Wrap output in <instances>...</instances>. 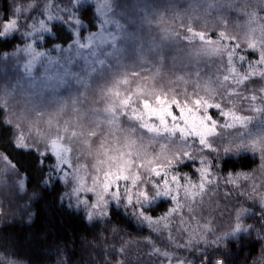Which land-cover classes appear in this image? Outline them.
I'll return each mask as SVG.
<instances>
[{
    "label": "snow or ice",
    "instance_id": "snow-or-ice-1",
    "mask_svg": "<svg viewBox=\"0 0 264 264\" xmlns=\"http://www.w3.org/2000/svg\"><path fill=\"white\" fill-rule=\"evenodd\" d=\"M101 6V0H48L46 14L39 0H27L26 11L21 5L0 9V63L8 59V51L2 49L13 40L16 49L30 40L28 49L36 52V60L26 64L22 74L34 80L43 70L38 82L52 89L64 84L81 63L119 44L121 37L112 39L111 22L102 19ZM34 16H39V27L29 29ZM89 16L96 23L85 30L91 34L86 37L82 30ZM58 25L70 32V38L44 46ZM215 35L208 33L210 39ZM247 56L260 59L251 49ZM246 58L241 56V63ZM260 79L246 76L241 86ZM260 97L264 86L258 94L253 87L244 96L253 102L248 109L253 115L235 108L228 111L223 101L204 105L203 131L188 126L178 101L168 104L141 125L164 146L177 141L183 146L167 166L151 167L146 178L139 172L135 177L106 174L102 184L91 186L73 172L55 144L30 143L31 133L26 137L9 118H0V128L10 132L12 148L31 161L24 168L0 149V264H18L13 259L18 245L59 244L61 234L67 237L69 221L91 231L92 240L65 251L57 264H73L78 254L82 260L87 256L85 264H230L233 249L238 254L244 247L250 249L244 264L249 259L251 264H264V127L249 131L257 118L264 125V102L255 104ZM250 237L249 244L240 243ZM256 244L260 248L253 258Z\"/></svg>",
    "mask_w": 264,
    "mask_h": 264
},
{
    "label": "rangeland",
    "instance_id": "rangeland-1",
    "mask_svg": "<svg viewBox=\"0 0 264 264\" xmlns=\"http://www.w3.org/2000/svg\"><path fill=\"white\" fill-rule=\"evenodd\" d=\"M156 1L147 0L150 7L157 9ZM238 1L240 0H201L200 3H206V14H210L213 10L222 12V9H227L226 12L229 11L230 13L237 10V14L247 13L242 7L237 8L234 6ZM253 2L255 3V0ZM257 2L264 9V0H258ZM47 3L48 0L43 1L41 10L46 12ZM101 5L102 19L106 18L107 21L111 22L110 34L112 39L121 37L119 44L105 48L102 55L91 57L86 65L81 63L64 84L52 89L45 83L38 82L42 81L44 77L43 70L35 74L34 80H29L25 74H22L24 66L36 60V52H29L28 49L31 41L25 40L19 49L8 53L6 62L10 67L4 69L6 74L8 73L9 80L8 83L0 86V105L5 108L6 117L22 132H25L23 133L24 136L32 132L37 134L41 125H49V127L52 126L56 129V134L49 137L38 133L37 141L55 144L57 149L64 153L66 162L72 165L73 172L81 178H87L90 186L96 182L102 184L106 174L114 176L123 172L130 177H135L139 172L141 176L146 178L151 167L167 166L169 160L183 147L179 141L172 144L175 150L172 145L166 147L163 140L158 141L149 132V138H145L144 141L143 138L136 140L129 126H120L121 115H125L129 121L136 122L141 127L142 123L148 121L149 115L159 113L165 110L168 104L176 102L158 98L153 103L143 101L141 105L134 104L131 97L133 94H140V91L135 88L131 95H126L121 90L122 85L124 86L130 80L127 74L122 75V79L120 76L116 78L113 88L110 87L108 92L97 93L94 108L87 107L86 101L89 97L88 91L93 76L100 75L103 70L110 66L111 62L116 66H120L125 55H132L133 58L137 57L143 63L148 57L144 55L145 47L152 48L148 43L140 41L137 43L131 31L135 25L140 27L141 24L148 25L150 23L149 15L151 11L148 9L145 0H101ZM227 17H230V14L222 16V18ZM235 17L237 18L238 15ZM33 20L35 23L34 25H28L29 29L33 26L39 27V16H34ZM234 20V25L239 30V39L247 41L245 49H241L236 40L228 38L223 33H218L211 39L205 34L202 38L201 33L195 35L191 33V40L202 43V46H198L201 55L219 57L222 55L225 57L226 55L227 65L226 69L221 68L225 70L216 79L217 83L212 86L210 96L203 95L194 98L191 103H178L182 117L186 119L188 126L193 129L204 130L200 114L206 104H219L223 101L225 109L228 111L235 108L242 114L253 115L248 111L253 106V102L245 100L244 96L248 95L253 87L257 89L258 94L259 88L264 86V12L258 15L257 12L251 11L247 16ZM212 25L211 29L205 30H217L215 23ZM23 28L22 19L21 29L23 30ZM161 28L167 30L162 25ZM118 29L124 30L120 31ZM162 38L167 43V38L163 34ZM36 39H39V36ZM98 39L99 37H97ZM229 41H232V43H229ZM160 43L161 41L156 43L155 46L160 45ZM132 47L135 48V51L130 49ZM237 49L239 50L237 51ZM249 49L260 59L253 61L251 57H248ZM145 52L149 53V50H145ZM73 53H75V49H73ZM58 55L60 53H52V56ZM63 55L66 56L67 53ZM241 56L247 57L243 63L240 60ZM43 63L46 64L47 61L44 60ZM18 66L19 72L17 71ZM7 68H9V72H7ZM252 75L260 76L261 79L242 87L241 83L244 78ZM230 92L238 93V95L229 96ZM103 95L106 99L104 107H101ZM220 95L222 96L219 97ZM197 100L200 101L199 105L195 103ZM261 102H264V97H260L255 104L258 106ZM81 108L84 109L82 113L84 124L78 125L79 122L74 114ZM134 115L140 117V119L134 120L132 118ZM101 124H104L105 128L119 131L125 137V142L120 144L113 140L112 145L103 143L99 146H92V141L90 142L88 138L86 140L81 137L83 131L87 129L88 136H91L90 130H95L94 134H97ZM261 127H264V125H262L261 119L257 118L252 121L249 131L255 133ZM61 141L63 142L61 143ZM144 259L147 260V257H144Z\"/></svg>",
    "mask_w": 264,
    "mask_h": 264
},
{
    "label": "trees",
    "instance_id": "trees-1",
    "mask_svg": "<svg viewBox=\"0 0 264 264\" xmlns=\"http://www.w3.org/2000/svg\"><path fill=\"white\" fill-rule=\"evenodd\" d=\"M43 1L39 0L41 8L43 6ZM201 0H157V9L150 7L147 0L145 3L148 9L151 11L149 15L150 23L148 25L141 24L133 26L132 33L135 37L137 43L143 42L148 43L152 48L149 53L144 50V55L148 56L142 63L132 55H125L121 65L116 66L113 62L106 70H103L100 75L93 76L91 80V86L89 87V97L87 98L86 105L88 108H94V100L98 92H108L114 86L115 79L120 76L122 79L124 74H127L130 78L124 86L122 85L121 90L124 91L126 95L132 94L134 89L137 88L140 91L138 95H132L134 104H139L143 101L145 102H155L158 98H163L167 101H178L179 103H191L194 98L201 97L203 95L210 96L212 86L216 85L218 77L223 74L224 70L227 68L226 65V55L213 56L201 55L198 46H202L201 42L197 40H191L192 35L202 33L208 36V33H223L228 38L236 40L241 49L247 47V41L241 40L238 37L239 30L235 27L234 19H241L249 14V12H257L258 15L263 14L264 9L258 0H240L235 3V7H242L245 12L242 14H237L236 12L230 13L227 9H222L221 11H211L210 14H206V3H200ZM8 5L12 8L17 5H21L22 8L27 10V0H0V9H6ZM230 14V17L222 18ZM2 15V13H0ZM238 15L236 18L235 16ZM158 20V22H157ZM96 23V18L94 16H89L85 18L84 30L82 34L87 35L90 27L94 26ZM216 25L217 30H205L211 29L212 24ZM161 25L167 30H162ZM56 35L48 37L45 41L46 47H50L54 42L64 43L70 38V32L63 28V26H57L55 29ZM85 31V33H84ZM162 34L167 38L163 40ZM160 45L155 46L156 43ZM2 43V42H0ZM17 43L13 40L11 44L7 45V48L2 50L8 51V53L14 51L13 48ZM13 48V49H12ZM135 51V48H130ZM245 51V50H242ZM255 54V53H254ZM2 55V54H0ZM5 67H10V65L4 61L0 63V86L2 84L8 83L9 76L6 74ZM225 68V69H221ZM9 68H7V72ZM218 75V76H216ZM220 95L219 97H221ZM106 97L103 95L101 98V107H104ZM0 107H2L0 105ZM84 109H79L77 113L74 114L76 120H78V125L84 124L82 121V113ZM6 117V112L0 113V118ZM122 118L120 126L130 127L133 131V137L138 140L149 138L148 132L143 130L138 123L131 122L121 115ZM91 125V124H90ZM101 126H104L101 128ZM49 129V130H48ZM76 129V128H71ZM97 129V128H96ZM99 132L94 134L93 130H90L91 136H88V129L83 131L82 138H87L92 141V146H99L100 144L106 143L107 145H112L113 140L118 143H124L125 137L119 133V131H113L111 129L105 128L104 124L100 125ZM48 131V132H46ZM56 129L52 126L41 125L38 133L45 134L49 137L56 134ZM25 133V132H23ZM35 132L31 133L30 143L35 141L36 143H43L37 141L39 136ZM47 133V134H46ZM235 134V133H234ZM10 132L3 128H0V149L7 151L19 164L27 168L29 167L31 161L19 153H17L11 146L9 141ZM29 134H26L27 137ZM172 147H174L172 145ZM175 150V147H174ZM239 163V162H238ZM249 222H252L251 220ZM71 227L68 229L67 237L61 234V239L59 244L55 242H42L39 246L29 247L27 245L17 247L18 255L13 257L17 260L18 264H57V260L62 257V254L69 250L79 247L81 243L85 246L88 242L92 240L93 233L91 231H86L85 227L82 226L78 221H69ZM137 228L139 225H133ZM131 231V229H128ZM136 233L133 232V236ZM255 236V234H253ZM81 237V239H80ZM86 237V239H84ZM253 238L241 241L242 244H249ZM65 240H67V248L65 247ZM100 247L101 245H95ZM260 244L255 245V250L253 251V258L256 256V252L259 250ZM250 251L248 247H244L242 251L238 254L235 253L233 249L234 260L230 264H244V258L246 254ZM85 260L80 259L78 254L76 260L73 264H85ZM248 264H251V259H249Z\"/></svg>",
    "mask_w": 264,
    "mask_h": 264
}]
</instances>
